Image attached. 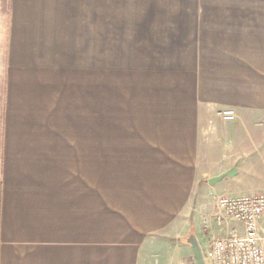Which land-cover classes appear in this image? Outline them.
Segmentation results:
<instances>
[{"label":"crops","instance_id":"crops-1","mask_svg":"<svg viewBox=\"0 0 264 264\" xmlns=\"http://www.w3.org/2000/svg\"><path fill=\"white\" fill-rule=\"evenodd\" d=\"M115 1L0 0V264H146L264 194V0Z\"/></svg>","mask_w":264,"mask_h":264},{"label":"built area","instance_id":"built-area-1","mask_svg":"<svg viewBox=\"0 0 264 264\" xmlns=\"http://www.w3.org/2000/svg\"><path fill=\"white\" fill-rule=\"evenodd\" d=\"M220 117L231 121L235 112L221 110ZM263 212L262 193L217 197L212 220L218 231L202 247L206 263L264 264V231L258 224Z\"/></svg>","mask_w":264,"mask_h":264},{"label":"rangeland","instance_id":"rangeland-1","mask_svg":"<svg viewBox=\"0 0 264 264\" xmlns=\"http://www.w3.org/2000/svg\"><path fill=\"white\" fill-rule=\"evenodd\" d=\"M121 2L124 4V1ZM111 5L118 6V3L115 0H111ZM100 49V46L97 47V54L95 52V65L101 64ZM96 93H100V87L96 89ZM192 230V233L196 236L197 234H195L193 228ZM149 242L151 248L142 256L146 264H194L190 247L184 240L179 238L167 240L150 239ZM201 243H204V240Z\"/></svg>","mask_w":264,"mask_h":264},{"label":"water","instance_id":"water-1","mask_svg":"<svg viewBox=\"0 0 264 264\" xmlns=\"http://www.w3.org/2000/svg\"><path fill=\"white\" fill-rule=\"evenodd\" d=\"M231 173L232 172L229 171V172L219 174L217 176H213L208 180V183L213 184L216 181L221 180L225 176H231ZM185 241L190 247V250H191V253L193 256V260H194V264H207L206 260L204 258L203 252H202V247H201L197 237L193 233H189L185 237Z\"/></svg>","mask_w":264,"mask_h":264},{"label":"trees","instance_id":"trees-1","mask_svg":"<svg viewBox=\"0 0 264 264\" xmlns=\"http://www.w3.org/2000/svg\"><path fill=\"white\" fill-rule=\"evenodd\" d=\"M189 233H192V230ZM183 240L185 241V237L183 238Z\"/></svg>","mask_w":264,"mask_h":264}]
</instances>
